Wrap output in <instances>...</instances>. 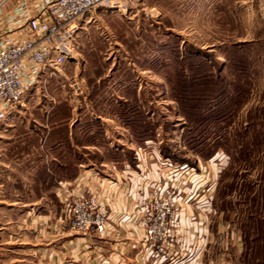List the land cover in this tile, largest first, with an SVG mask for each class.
Returning a JSON list of instances; mask_svg holds the SVG:
<instances>
[{"label": "rangeland", "instance_id": "rangeland-1", "mask_svg": "<svg viewBox=\"0 0 264 264\" xmlns=\"http://www.w3.org/2000/svg\"><path fill=\"white\" fill-rule=\"evenodd\" d=\"M17 1L0 0V18ZM72 46V59L40 75L0 122L2 196L17 202L1 209L0 221L22 226V203L46 193L54 206L56 187L62 210L75 194L56 182L78 166L120 171L136 157L148 172L153 164L157 188L175 197L176 209L190 206L177 214L183 233L186 214L202 213L193 208L212 186L209 233L216 241L215 227L225 223L250 258L262 256L264 22L254 0H114L79 19ZM4 123L12 125L7 132ZM182 165L194 168V180L186 169L166 177ZM59 213L46 225L69 232Z\"/></svg>", "mask_w": 264, "mask_h": 264}, {"label": "crops", "instance_id": "crops-1", "mask_svg": "<svg viewBox=\"0 0 264 264\" xmlns=\"http://www.w3.org/2000/svg\"><path fill=\"white\" fill-rule=\"evenodd\" d=\"M34 1L18 0L10 12L15 11L19 4H23L28 7L30 14H37L39 10ZM11 126V124L4 123L2 131L7 132ZM41 142L47 145L46 138ZM59 144L61 142L55 143V145ZM134 159L135 163L121 165L120 171L113 167V169L106 167L105 170H98L94 166H78V171L71 178L56 182L58 186L71 187L72 194L99 193L106 201L108 210L113 211L110 215L107 232L102 235L93 230L79 233L58 230L53 232L51 227L46 224L53 220L51 217L53 210L56 213L61 212L62 206L59 205V194L56 187L54 189L56 205L54 206L47 200L49 198L46 193L45 195L41 194L36 202L22 203L27 207L22 226L16 220L6 223L0 221V258L12 257L17 260L10 262L13 264H157L154 257L148 254L144 234L135 226L133 220L138 213L136 208L138 206L145 207L148 187L157 185V176L153 170V164L148 172L145 170L144 161L136 157ZM159 161L161 160L159 159ZM201 190V188H196L194 192L196 194L199 192L200 195ZM6 192V189L0 185V211L2 208L13 209V206L17 204L15 201L4 199L2 195ZM204 192L206 193V190ZM210 193L212 194V191ZM202 201L203 194L200 197L199 206L193 208L201 209L200 215L186 214V217L190 216L191 218L185 222L187 238L184 241V247L181 245L183 244L182 240L178 248L182 247L187 251V258L185 261L177 259L175 264H264V254L255 257L253 255L250 258V251L246 250V242L242 236L234 228L227 231L225 223L217 224L215 234L221 232L227 234L225 241L230 240V249L227 253L220 251L223 247L216 246L215 235L210 234L208 230L209 222L207 224L204 222L205 234L200 236L201 242L206 243L204 250L200 249L194 254L191 252L195 236L191 237L188 234L198 232L199 224L196 221L207 216V213L203 211ZM188 207L190 206L179 204L177 213L182 214V212L189 211ZM122 213L126 215L120 217ZM41 225H45V228L36 232L35 229L37 227L40 229ZM1 247L5 249H1ZM212 247L217 251L214 259H210V253H208Z\"/></svg>", "mask_w": 264, "mask_h": 264}, {"label": "built area", "instance_id": "built-area-1", "mask_svg": "<svg viewBox=\"0 0 264 264\" xmlns=\"http://www.w3.org/2000/svg\"><path fill=\"white\" fill-rule=\"evenodd\" d=\"M114 0H35L37 14H30L28 7L19 4L15 11L0 18V122L11 111L22 105V98L28 88L33 86L40 75H54L63 64L73 57V37L79 19L97 8L112 7ZM261 20L264 22V0H254ZM168 163V160H165ZM180 167V168H179ZM172 168L165 172L166 177L178 178L181 170L190 177L194 168L188 165ZM195 176H192L194 180ZM208 181V180H206ZM205 181V183H207ZM214 184V181L211 183ZM149 185V184H148ZM172 189H176L172 186ZM213 187L203 193V211L211 207ZM157 185H149L145 207H137L134 216L135 226L143 232L146 249L157 264H175L176 260L185 261L186 250L178 248L186 240L185 232L179 228L175 197L162 193ZM212 191V194L210 193ZM71 200L63 202L61 215L70 232L93 230L102 235L108 231L109 219L113 211L99 193L75 194ZM208 207V208H207ZM126 214H121L123 217ZM198 220L199 231L188 235L195 236L191 252L204 250L206 243L201 242L204 222ZM202 221V222H201ZM201 226V227H200ZM226 234L216 235V246L220 247Z\"/></svg>", "mask_w": 264, "mask_h": 264}]
</instances>
